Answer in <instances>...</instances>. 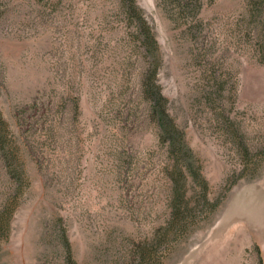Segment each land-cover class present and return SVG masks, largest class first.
<instances>
[{
	"label": "rangeland",
	"instance_id": "1",
	"mask_svg": "<svg viewBox=\"0 0 264 264\" xmlns=\"http://www.w3.org/2000/svg\"><path fill=\"white\" fill-rule=\"evenodd\" d=\"M136 2L217 210L168 232L164 173L178 158L160 143L141 89L149 59L119 0H0V114L33 150L22 146L30 179L0 264H264V3ZM1 155L0 216L13 198Z\"/></svg>",
	"mask_w": 264,
	"mask_h": 264
},
{
	"label": "trees",
	"instance_id": "2",
	"mask_svg": "<svg viewBox=\"0 0 264 264\" xmlns=\"http://www.w3.org/2000/svg\"><path fill=\"white\" fill-rule=\"evenodd\" d=\"M171 1L176 2L182 9L188 7L187 0ZM261 2L264 3V0H261ZM118 5L120 11L131 21V25L135 29L136 41L149 59L141 89L143 96L150 103L152 119L159 128L160 143L168 148V153H172L178 158L172 168L166 170L169 172L164 173L171 184L173 194L168 232L178 236L186 233L187 227L194 226L197 213L212 214L217 210L218 204L209 197V182L203 176L201 168H196L192 163L193 150L186 141V135L168 112V99L162 94L158 81V71L162 63L160 45L143 9L137 4L136 0H119ZM20 139H22L20 132L14 131L10 123L0 114L1 170L7 178L9 195L13 196L4 206L0 216V227H2L0 233H5L7 238L10 236L11 222L14 215V201L19 196L27 180L30 179L27 175L29 168L22 146L24 145L29 153L33 150ZM16 143L17 146H15ZM191 184H197L199 189L196 200H194L190 189ZM59 237L64 252L67 256L72 257V245L66 231L59 230ZM146 253L142 252V256H139L146 259Z\"/></svg>",
	"mask_w": 264,
	"mask_h": 264
}]
</instances>
